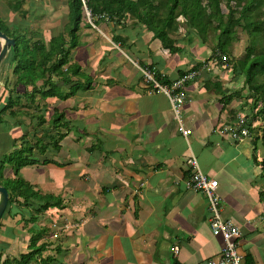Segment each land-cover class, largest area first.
<instances>
[{"label": "crops", "instance_id": "0c3cea01", "mask_svg": "<svg viewBox=\"0 0 264 264\" xmlns=\"http://www.w3.org/2000/svg\"><path fill=\"white\" fill-rule=\"evenodd\" d=\"M4 3L0 10L10 28H28L29 21L44 17L38 12L43 0H25L18 10L15 0L8 1L13 7ZM95 24L82 21L78 43L70 48V61L81 68L73 76L79 86L66 85L46 98L38 94L34 105L22 94L17 118L0 114L4 177L23 179L38 193L27 201L18 198L2 215L0 264H23L41 245L30 264H207L221 254L224 240L212 232L206 196L186 186L192 155L218 180L223 217L243 232V264H264V120L243 140L223 129L240 116L247 119L253 107L248 91L236 94L243 82L228 65L209 64L212 51L200 58L202 47L180 41L181 50L172 52L135 18H101ZM38 30L36 39L46 38ZM198 62L208 68L186 85L182 116L192 133L185 137L169 98L153 88L142 68L171 83ZM8 63L6 58L1 68L8 81L3 78L0 94L6 81L16 83ZM0 100L1 108L6 96ZM36 113L46 115V125L62 114L54 132L64 137L45 139L44 125L31 118ZM38 139L46 145L36 144L38 161L17 168L8 160L21 142ZM48 195L50 206L39 211Z\"/></svg>", "mask_w": 264, "mask_h": 264}, {"label": "trees", "instance_id": "16d2710c", "mask_svg": "<svg viewBox=\"0 0 264 264\" xmlns=\"http://www.w3.org/2000/svg\"><path fill=\"white\" fill-rule=\"evenodd\" d=\"M22 2L25 0H15L14 8L18 10ZM67 4L69 22L65 31L48 40L46 38L36 39V33L29 29L26 32L22 31L25 34L24 37L16 29L19 27L10 28L0 20V29L16 41L7 57L10 68L13 69L16 83L11 87L7 83L8 80L6 81L0 94V99L6 96V101L0 108V114L7 112L8 115L17 118L19 109L15 107L22 94L27 96L30 105H34L38 94L46 98L57 94V91L66 85L75 83L76 87L79 86V81L74 80L73 76L81 75V68L77 63L71 62L69 57L70 48L78 43V31L85 17V10L82 0H67ZM222 4L228 7V13H221ZM89 6L96 19L104 18L116 21L125 18L137 19L152 31L156 38L161 40L165 48L172 52L181 50L180 39L177 35L181 22L177 19L183 16L189 31L187 40L191 42L193 36L196 35L204 45H210L213 42L210 45L212 53L209 59H216L220 64L230 65L233 63L234 73H239L242 77L238 79L243 82V87L236 94L245 95L243 92L246 90L248 91L247 98H251L253 101V107L246 115L250 132L258 125V121L264 120V0H89ZM236 6L239 9V15L235 13L234 7ZM25 14L27 11L22 12L23 16ZM238 26L247 31L249 42L245 55L235 59L232 54L233 44L237 40L236 27ZM68 43L69 47H67ZM204 64L205 62H198L187 71L199 70ZM154 72L161 82H170L160 72ZM194 80L196 78L186 81L185 87ZM21 86H24V89ZM29 86L32 88L29 89ZM90 86L89 82L85 87L89 88ZM20 89L23 90L22 93ZM236 94H232L231 98ZM66 97L65 94L60 95L61 99ZM30 115H32V120L37 116L38 124L44 125L45 139L51 141V137L52 139L57 138L58 135V139L61 140L66 134L61 131L59 134L57 131L54 132V126L58 125L60 118L63 117L62 114L51 117L47 125L45 114ZM61 124L68 126L69 123L64 121ZM261 137L264 141V127ZM17 142L15 140L14 144ZM32 142L27 141L24 146L21 142L22 147L14 151L13 156L8 159L16 165L15 167L38 161L33 156V150L38 143L43 147L46 145L40 139ZM3 161L2 159L0 162V183L6 186L10 192L8 205L20 202L18 198L27 201L37 197V191L32 190L33 187L23 179L4 177ZM44 198L47 202L41 206L39 211L50 206V196L42 197V199ZM43 232L46 230L38 231L39 235H42ZM36 240L37 237L33 235L31 237L32 246L35 245ZM43 249L44 245H41L30 255L33 258L35 253L41 252ZM30 258L31 256L23 257V264H30L33 260Z\"/></svg>", "mask_w": 264, "mask_h": 264}, {"label": "built area", "instance_id": "2783aa9c", "mask_svg": "<svg viewBox=\"0 0 264 264\" xmlns=\"http://www.w3.org/2000/svg\"><path fill=\"white\" fill-rule=\"evenodd\" d=\"M87 20L96 27L95 17L92 8L89 6V0H82ZM226 59V57H223ZM209 64L216 65L217 60L211 59ZM208 64L204 65L199 70L187 71L180 78L171 83H163L155 73L148 68H142L146 80L152 84L153 88L167 95L169 98L175 119L177 120L180 132L188 137L192 130L186 127L182 108L188 94L185 87V82L202 75L203 69H207ZM236 140H243L250 135L247 119L240 116L233 124H228L223 127ZM189 166V174L186 177V186L194 190H200L206 196L208 205L211 211V228L214 235L221 236L224 240V247L221 254L217 258L210 259L207 264H243V255L239 251L240 238L243 235L241 228L232 220L223 217L220 207V196L217 192L218 180L206 175L200 168L199 161L196 156L192 155L187 160Z\"/></svg>", "mask_w": 264, "mask_h": 264}, {"label": "rangeland", "instance_id": "374dc122", "mask_svg": "<svg viewBox=\"0 0 264 264\" xmlns=\"http://www.w3.org/2000/svg\"><path fill=\"white\" fill-rule=\"evenodd\" d=\"M0 1L3 2V0H0ZM8 1H10V0H6L7 3H4L6 5V7L10 4V3L8 4ZM50 3H51L50 0H43V4L40 3V6L38 8V12L42 11V14H43L44 17L40 20V18H41V15H40V17H37V19H35V20L32 19V21H29L30 26L28 28H16L18 30V32L20 34H23L24 37H25V34L22 31L26 32L29 29L30 31H33V33H34V31H36V28H39L38 32L42 28L43 31L41 33H42V35H45L46 39L48 40L51 37V34L55 33L57 30H60V32L61 31H65L66 25L68 24L67 20H69V17L67 16V14H68L67 13L68 12L67 1L66 0H56L55 3H58V4L55 7L50 5ZM9 6L13 7V5H11V4ZM50 6H52V7H50ZM234 9H236V11H235L236 15H239V9H237V6L234 7ZM6 10L7 9L4 10V13L6 12ZM221 13H228V7L225 4L221 5ZM51 17H57L56 18L57 20H54L52 22L51 21ZM0 18H2V20L1 19L0 20L2 22H4V19H3L4 18V14H3V11H2V14H1V10H0ZM24 19H22V20H24ZM177 20L179 22H181V25L179 27V31H178V34H177L178 37H180L181 43H184L185 46H187V47L188 46L189 47L194 46L197 49H200L199 47H202L203 53H200L199 55L201 56L200 58L204 57V59H206L207 56H209L208 55V53H209L208 51L209 50L211 51L210 45L213 44V42L210 43V45H204L203 43H201L199 41V39H198V37L196 35L193 36V40L190 42L189 40H187V38L189 36V35H187V32L189 33V31H188L187 25H185V23H186L185 18L183 16H180V17H178ZM11 21H15V20L12 19V20H10V22ZM83 21H84V23H86V21H87L90 24V22L87 20L86 13H85V17H84ZM9 24H12V23H9ZM5 25L7 26L6 23H5ZM90 25H92V24H90ZM236 31H237V40L233 44L232 57H235V59H239V58H241V57H243L245 55L246 46L248 45V42H249V36H248L247 31L244 30L241 26L236 27ZM194 47H192L193 50L197 51V50L194 49ZM194 54L197 55L196 52ZM4 66H3V68H4ZM232 66H233V63H230V65H228V67H230V68H233ZM203 72H205V69H203ZM232 75H233L235 80H237L238 78H242L239 75V73H236V74L234 73ZM5 77H7V74H5L3 72V69H2V71L0 73L1 85H3L2 84L3 83V78H5ZM7 79H8V77L6 78V80ZM13 80H15V76L12 77V75H11V83L12 84H13Z\"/></svg>", "mask_w": 264, "mask_h": 264}, {"label": "water", "instance_id": "95a60500", "mask_svg": "<svg viewBox=\"0 0 264 264\" xmlns=\"http://www.w3.org/2000/svg\"><path fill=\"white\" fill-rule=\"evenodd\" d=\"M0 40H1V49H0V72L2 65L7 58L9 51L15 46V39L0 29ZM0 91H1V82H0ZM10 199V192L6 186L0 183V220L4 214Z\"/></svg>", "mask_w": 264, "mask_h": 264}, {"label": "bare ground", "instance_id": "6f19581e", "mask_svg": "<svg viewBox=\"0 0 264 264\" xmlns=\"http://www.w3.org/2000/svg\"><path fill=\"white\" fill-rule=\"evenodd\" d=\"M83 9V8H82ZM153 72H154V70H152ZM155 73V72H154ZM28 105V104H27ZM18 117V116H17ZM62 119V118H61ZM60 128V127H59ZM80 130V129H79ZM69 160V159H68ZM217 189H218V186H217ZM198 191H200V190H198Z\"/></svg>", "mask_w": 264, "mask_h": 264}]
</instances>
